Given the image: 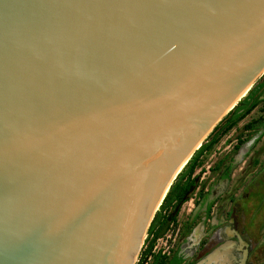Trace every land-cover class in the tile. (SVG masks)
Returning <instances> with one entry per match:
<instances>
[{
	"label": "water",
	"instance_id": "95a60500",
	"mask_svg": "<svg viewBox=\"0 0 264 264\" xmlns=\"http://www.w3.org/2000/svg\"><path fill=\"white\" fill-rule=\"evenodd\" d=\"M263 77L264 0H0V264H140Z\"/></svg>",
	"mask_w": 264,
	"mask_h": 264
},
{
	"label": "rangeland",
	"instance_id": "374dc122",
	"mask_svg": "<svg viewBox=\"0 0 264 264\" xmlns=\"http://www.w3.org/2000/svg\"><path fill=\"white\" fill-rule=\"evenodd\" d=\"M253 100L249 114L200 157L192 185L167 208L140 264L174 251L182 264H264V88ZM218 251L225 253L200 263Z\"/></svg>",
	"mask_w": 264,
	"mask_h": 264
},
{
	"label": "trees",
	"instance_id": "16d2710c",
	"mask_svg": "<svg viewBox=\"0 0 264 264\" xmlns=\"http://www.w3.org/2000/svg\"><path fill=\"white\" fill-rule=\"evenodd\" d=\"M262 88H264V77L261 80V82L254 87V89L248 94V96L235 109V111L228 117V119L221 125V127L215 132V134L208 140V142L202 147V149L195 155L175 195L173 196L168 208L171 207L172 205L179 204L183 200L188 189L192 185L193 173L196 167L198 166L200 157L218 141L220 134H223L228 130H230L239 120H241L247 114H249L251 108L254 105L255 100H253V98L256 95L257 90ZM217 132H219V134H217ZM224 176L226 178V175ZM162 225L163 223L160 222L154 233V236H156L158 230L161 229ZM151 246L152 245L150 244L149 247L147 248L146 251L147 253L150 251ZM182 263H183L182 258L178 255L177 251H174L172 255L169 256L168 258H165L164 256L160 258L158 254L154 255L153 261L150 264H182Z\"/></svg>",
	"mask_w": 264,
	"mask_h": 264
},
{
	"label": "flooded vegetation",
	"instance_id": "af4514ba",
	"mask_svg": "<svg viewBox=\"0 0 264 264\" xmlns=\"http://www.w3.org/2000/svg\"><path fill=\"white\" fill-rule=\"evenodd\" d=\"M213 253H211V254H209L207 257H205L200 263H202V262H204V261H206L211 255H212ZM217 255V254H216ZM226 258H228V256L226 257ZM226 261V260H225ZM229 260H227V262H228ZM220 263L219 264H223V262L222 261H219Z\"/></svg>",
	"mask_w": 264,
	"mask_h": 264
},
{
	"label": "bare ground",
	"instance_id": "6f19581e",
	"mask_svg": "<svg viewBox=\"0 0 264 264\" xmlns=\"http://www.w3.org/2000/svg\"><path fill=\"white\" fill-rule=\"evenodd\" d=\"M196 238H197V235L193 236V237L191 238V243H193V242L196 240ZM191 243H190V244H191ZM190 244H189V245H190ZM189 245H188V246H189ZM216 253L218 254V253H225V252H219V251H218V252H214L213 254H216Z\"/></svg>",
	"mask_w": 264,
	"mask_h": 264
},
{
	"label": "crops",
	"instance_id": "0c3cea01",
	"mask_svg": "<svg viewBox=\"0 0 264 264\" xmlns=\"http://www.w3.org/2000/svg\"><path fill=\"white\" fill-rule=\"evenodd\" d=\"M194 243H195V242H193V244H194ZM189 244H190V243H189ZM189 244H188V245H189Z\"/></svg>",
	"mask_w": 264,
	"mask_h": 264
}]
</instances>
